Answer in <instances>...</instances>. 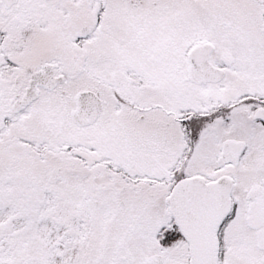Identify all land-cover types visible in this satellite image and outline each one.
Here are the masks:
<instances>
[{
    "label": "snow or ice",
    "instance_id": "snow-or-ice-1",
    "mask_svg": "<svg viewBox=\"0 0 264 264\" xmlns=\"http://www.w3.org/2000/svg\"><path fill=\"white\" fill-rule=\"evenodd\" d=\"M0 264H264V0H0Z\"/></svg>",
    "mask_w": 264,
    "mask_h": 264
}]
</instances>
